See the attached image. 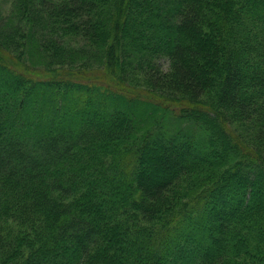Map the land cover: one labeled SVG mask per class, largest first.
Listing matches in <instances>:
<instances>
[{
  "label": "trees",
  "instance_id": "1",
  "mask_svg": "<svg viewBox=\"0 0 264 264\" xmlns=\"http://www.w3.org/2000/svg\"><path fill=\"white\" fill-rule=\"evenodd\" d=\"M10 1L0 264H264V0Z\"/></svg>",
  "mask_w": 264,
  "mask_h": 264
},
{
  "label": "rangeland",
  "instance_id": "2",
  "mask_svg": "<svg viewBox=\"0 0 264 264\" xmlns=\"http://www.w3.org/2000/svg\"><path fill=\"white\" fill-rule=\"evenodd\" d=\"M12 9V6H11V1L10 0H0V11L3 15H9L10 14V10ZM156 62L158 63L159 67L161 68V70L163 71H166L167 68H168V61H167V58L164 57V56H161L159 58L156 59ZM117 115V114H116ZM100 116H89V115H86L84 117L85 121H88V122H93V123H101V120L99 118ZM65 134V133H63ZM184 155H187V154H190V152H188V150H185ZM140 161V160H139ZM146 175L150 178L151 180V183L152 182H155V181H159V180H162L166 177L167 173L165 172H156L154 174L152 173H146ZM119 177L121 179H125V174L121 173L119 175ZM127 177V176H126ZM245 182H250L251 180L249 178H245L244 179ZM264 194V192H263Z\"/></svg>",
  "mask_w": 264,
  "mask_h": 264
}]
</instances>
